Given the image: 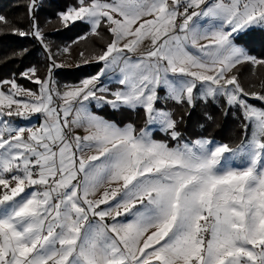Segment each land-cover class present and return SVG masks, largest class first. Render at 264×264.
Wrapping results in <instances>:
<instances>
[{"label": "snow or ice", "instance_id": "snow-or-ice-1", "mask_svg": "<svg viewBox=\"0 0 264 264\" xmlns=\"http://www.w3.org/2000/svg\"><path fill=\"white\" fill-rule=\"evenodd\" d=\"M43 2L28 0L27 28L0 15L47 60L43 76L31 66L0 79V264H264V81L239 79L264 59L237 42L264 31V0L56 5L66 27L104 40L79 53L98 71L63 87ZM169 103L216 104L239 121L238 142L185 136Z\"/></svg>", "mask_w": 264, "mask_h": 264}, {"label": "trees", "instance_id": "trees-1", "mask_svg": "<svg viewBox=\"0 0 264 264\" xmlns=\"http://www.w3.org/2000/svg\"><path fill=\"white\" fill-rule=\"evenodd\" d=\"M27 2L28 0H0V15H4L16 27L27 28L29 24L25 7ZM65 3H72V0H44L42 9L38 10V20L43 32L46 29L44 28V23L47 19L50 20L49 25L57 22L59 19L56 13L60 9L56 5H64ZM78 25L79 23L77 22L72 27L68 26L65 29L59 30L68 33L70 32V28L74 30ZM11 31V27L0 29V79L11 78L13 74L18 75L21 70L31 66L39 67L44 72L47 60L43 57V49L40 45L31 38H21L13 35ZM83 31V29L80 31L76 29L75 32L82 33ZM44 34L45 39L46 37L51 39L59 38L56 30L50 33L45 32ZM66 35L62 34V37L66 43H69ZM25 49L27 50V54L21 56V50ZM255 68L256 74L251 71L250 73L246 71L243 75L244 71L241 72L240 69L239 73L243 78L242 82L245 84V87L255 85L256 87L252 90L258 91L261 81H264V67L256 66ZM255 75L256 78L253 77ZM246 76L249 77L245 80L244 78ZM17 82L26 88L34 89L36 87L25 79L18 78ZM168 107L176 111L177 118L181 115L183 116V123L180 125V130L185 136L190 138L205 137L215 139L217 142H238L241 135L239 121L231 113L225 115V110L216 104L197 103L194 109H188L169 103ZM208 117H211V119ZM159 138L164 139V136L160 135Z\"/></svg>", "mask_w": 264, "mask_h": 264}, {"label": "rangeland", "instance_id": "rangeland-1", "mask_svg": "<svg viewBox=\"0 0 264 264\" xmlns=\"http://www.w3.org/2000/svg\"><path fill=\"white\" fill-rule=\"evenodd\" d=\"M49 23H50L49 19H47L44 23L45 24L44 28H46L45 32L50 33L51 31L56 30L59 38L51 39L49 37L48 38L46 37L45 40L50 45L51 51L57 54L58 61H63L66 64V67L57 69V74L55 76V79L58 82V85L61 87L65 85H75L78 84L83 78L95 74L98 71V65L95 62L87 65L82 64L79 53L81 51H85L87 55L98 52L101 49V47H103L104 40L100 39L95 35L88 34L87 29L82 24H80V22H78L79 25L76 26V29L77 31L83 29L84 31L82 33L75 32L76 29L72 30V28L69 29L70 32L68 33L61 32V30L59 29H65L67 27L60 19H58V21L55 23H51L50 25ZM62 34H67L66 36L69 43H66V41H64ZM81 37H86V38L82 39ZM237 42L242 43L247 48L250 55L257 57L258 59H264V31L260 30L259 28L250 30L247 34L243 36L242 40H238ZM65 47H68L70 51L64 52L63 49ZM43 57L45 58L44 50H43ZM241 66L239 69L241 72L244 71L243 75L246 71L248 73H250L251 71L256 74L255 71L256 66L254 67L250 63H245ZM37 69L39 70V75L41 76L45 75V71L43 72L39 67ZM248 77L246 76L244 79L246 80ZM253 77L256 78V75ZM239 79L241 83H243L242 82L243 78L241 77L240 73H239ZM105 81L112 88H116L118 86L115 83V78H112L110 81L108 78H105ZM100 114L105 115L107 117H115L117 121L132 120V122H134L138 127L143 126L142 114L137 115L136 113H125V114L113 113L111 112L110 109L107 108L103 109ZM153 135L156 139H160L159 136L163 134L157 131L154 132Z\"/></svg>", "mask_w": 264, "mask_h": 264}]
</instances>
